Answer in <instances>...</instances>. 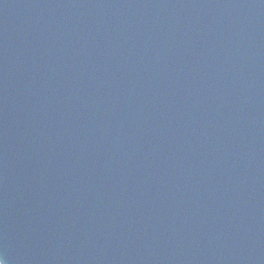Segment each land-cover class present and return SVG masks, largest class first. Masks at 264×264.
<instances>
[{
    "label": "water",
    "instance_id": "obj_1",
    "mask_svg": "<svg viewBox=\"0 0 264 264\" xmlns=\"http://www.w3.org/2000/svg\"><path fill=\"white\" fill-rule=\"evenodd\" d=\"M4 264H264V0H0Z\"/></svg>",
    "mask_w": 264,
    "mask_h": 264
},
{
    "label": "clouds",
    "instance_id": "obj_2",
    "mask_svg": "<svg viewBox=\"0 0 264 264\" xmlns=\"http://www.w3.org/2000/svg\"><path fill=\"white\" fill-rule=\"evenodd\" d=\"M0 264H4V261L2 259H0Z\"/></svg>",
    "mask_w": 264,
    "mask_h": 264
}]
</instances>
